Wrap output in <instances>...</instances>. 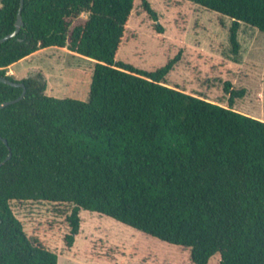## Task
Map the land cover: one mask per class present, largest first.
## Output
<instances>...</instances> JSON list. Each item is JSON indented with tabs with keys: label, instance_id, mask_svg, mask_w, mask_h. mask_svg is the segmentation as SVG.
I'll return each instance as SVG.
<instances>
[{
	"label": "trees",
	"instance_id": "trees-1",
	"mask_svg": "<svg viewBox=\"0 0 264 264\" xmlns=\"http://www.w3.org/2000/svg\"><path fill=\"white\" fill-rule=\"evenodd\" d=\"M137 1L25 0L24 25L0 46V76L27 87L0 110V163L12 155L0 168V264H58L13 202L69 205L67 251L85 210L189 249L193 264L216 255L219 264H264V121L235 110L245 89L228 84L223 106L170 87L180 56L155 71L117 61ZM185 1L233 20L235 53L241 24L264 33V0ZM19 7L1 0L0 39L16 30ZM51 47L96 62L88 101L48 96L41 75L8 74ZM22 92L0 82V104Z\"/></svg>",
	"mask_w": 264,
	"mask_h": 264
},
{
	"label": "rangeland",
	"instance_id": "rangeland-1",
	"mask_svg": "<svg viewBox=\"0 0 264 264\" xmlns=\"http://www.w3.org/2000/svg\"><path fill=\"white\" fill-rule=\"evenodd\" d=\"M148 1L158 21L138 0L117 61L155 71L180 56L167 77L170 87L223 106H228V84L234 90L245 89L235 110L264 121V33L241 24L235 53L231 18L185 0ZM87 19L88 14H82L71 30ZM95 65L67 48L51 47L16 63L12 77L22 80L41 75L48 96L86 102ZM12 207L27 235L56 253L58 264H193L189 249L85 210L80 214V234L67 251L64 238L70 232L69 205L13 202ZM219 263L220 255L209 262Z\"/></svg>",
	"mask_w": 264,
	"mask_h": 264
},
{
	"label": "water",
	"instance_id": "water-1",
	"mask_svg": "<svg viewBox=\"0 0 264 264\" xmlns=\"http://www.w3.org/2000/svg\"><path fill=\"white\" fill-rule=\"evenodd\" d=\"M24 4H25V0H20V7H19V12H18V16H17V23H16V30L8 35H6L5 37L1 38L0 39V46L5 43L6 41L16 37L18 35V33L20 32V29L21 27L24 25L23 23V17H22V11H23V8H24ZM0 82L4 83V84H7V85H10V86H14V87H21L23 88V92L21 94V96L15 100H10V101H6L4 103H1L0 104V110L6 108L7 106H10V105H13V104H16L20 101H22L25 96H26V93H27V87L24 83L22 82H15V81H11L5 77H1L0 76ZM5 142V144H8L7 140H3ZM11 154L4 160L0 163V168L2 166H4L10 159H11Z\"/></svg>",
	"mask_w": 264,
	"mask_h": 264
},
{
	"label": "crops",
	"instance_id": "crops-1",
	"mask_svg": "<svg viewBox=\"0 0 264 264\" xmlns=\"http://www.w3.org/2000/svg\"><path fill=\"white\" fill-rule=\"evenodd\" d=\"M12 67H14V65L11 66V67H9V69H10V76H14L15 75V73L12 71Z\"/></svg>",
	"mask_w": 264,
	"mask_h": 264
}]
</instances>
